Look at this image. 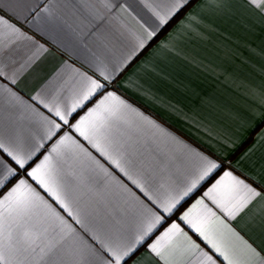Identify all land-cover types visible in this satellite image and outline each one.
Listing matches in <instances>:
<instances>
[{
  "label": "snow or ice",
  "instance_id": "1",
  "mask_svg": "<svg viewBox=\"0 0 264 264\" xmlns=\"http://www.w3.org/2000/svg\"><path fill=\"white\" fill-rule=\"evenodd\" d=\"M206 2L215 7L222 0ZM247 2L264 15V0ZM141 3L158 24H141L144 38L132 33L135 42L119 61L106 48L92 49L88 71L71 69L30 97L32 103L0 83V96L20 110L10 130L0 132V264H142L136 259L142 248L160 264H264V249L231 225L264 200V186L234 170L224 171L179 212V222L168 223L221 165L187 145L165 151L161 145L175 138L106 90L114 74L130 66L192 0ZM104 6L111 10L110 3ZM7 7L11 13L0 3V45L25 40L34 49L11 76L0 68V77L16 84L17 75L47 49L14 21H40L53 13L26 0H9ZM260 99L264 104V95Z\"/></svg>",
  "mask_w": 264,
  "mask_h": 264
},
{
  "label": "crops",
  "instance_id": "2",
  "mask_svg": "<svg viewBox=\"0 0 264 264\" xmlns=\"http://www.w3.org/2000/svg\"><path fill=\"white\" fill-rule=\"evenodd\" d=\"M26 2L52 10V17L43 15L40 21L26 23L24 16L14 21L47 51L17 75L16 84L2 77L0 83L29 103L30 97L58 77L64 78L71 69L88 71L90 50L106 48L117 62L134 44L132 33L144 38L141 24L146 28L158 24L141 0ZM0 3L11 13L9 0ZM105 3L111 4L110 11ZM121 6L127 11H121ZM27 15L32 20L33 14ZM158 37L148 41L146 50L133 57L122 73L114 74L106 90L175 138L161 145L165 151L177 152L187 145L221 165L178 206L179 211L168 221L171 223L179 222V212L200 198L224 171L234 170V174L264 186V104L260 99L264 95V15L247 0H222L215 7L206 0H192ZM32 50L25 40L0 45V68L11 76ZM39 110L49 115L42 106ZM19 112L6 95L0 96V132L10 130ZM34 131L39 133L38 125ZM64 131L69 129L65 127ZM82 142L98 156L86 141ZM45 143L50 148L52 142ZM231 225L258 250L264 249V200H257ZM136 259L142 264H160L143 248Z\"/></svg>",
  "mask_w": 264,
  "mask_h": 264
}]
</instances>
